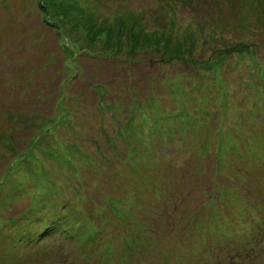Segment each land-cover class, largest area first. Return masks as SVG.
<instances>
[{
    "label": "rangeland",
    "instance_id": "obj_1",
    "mask_svg": "<svg viewBox=\"0 0 264 264\" xmlns=\"http://www.w3.org/2000/svg\"><path fill=\"white\" fill-rule=\"evenodd\" d=\"M0 264H264V0H0Z\"/></svg>",
    "mask_w": 264,
    "mask_h": 264
},
{
    "label": "trees",
    "instance_id": "obj_2",
    "mask_svg": "<svg viewBox=\"0 0 264 264\" xmlns=\"http://www.w3.org/2000/svg\"><path fill=\"white\" fill-rule=\"evenodd\" d=\"M132 65V64H131ZM130 66V65H129ZM129 68V67H128ZM85 92V91H84ZM63 95V94H62ZM67 217V216H66ZM59 219L60 220H62V216H60L59 217ZM71 222V221H70ZM55 223H57V222H55ZM61 222H59L58 224H60ZM63 223V225L62 226H57V227H54V226H48L49 228H47V229H45V230H43V231H41L40 232V234H39V236L38 237H45V236H48L49 234H53L54 232H56V231H58V229H62V230H60L61 232H63V233H68V234H70V233H73L72 234V236H77L78 238H80L81 240H83L84 242H89L90 240H92L91 239V237H87V239H82V236H84V234H80V233H77V235H76V232H74V230H71V223H72V225L74 224L73 222H71V223H67V224H64V222H62ZM50 230H53V232L52 233H49V231ZM95 234V233H94ZM94 234H91L92 236H94ZM99 234V233H98ZM30 235V234H29ZM88 236H90V235H88ZM79 239V240H80ZM32 240V238H29V241H31Z\"/></svg>",
    "mask_w": 264,
    "mask_h": 264
}]
</instances>
